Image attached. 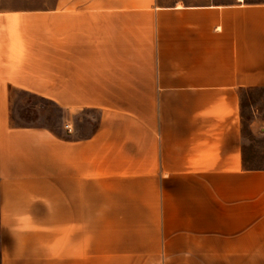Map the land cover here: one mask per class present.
Instances as JSON below:
<instances>
[{
    "label": "crops",
    "instance_id": "1",
    "mask_svg": "<svg viewBox=\"0 0 264 264\" xmlns=\"http://www.w3.org/2000/svg\"><path fill=\"white\" fill-rule=\"evenodd\" d=\"M253 88L264 1L1 6L0 264H264ZM14 91L97 125H14Z\"/></svg>",
    "mask_w": 264,
    "mask_h": 264
},
{
    "label": "rangeland",
    "instance_id": "2",
    "mask_svg": "<svg viewBox=\"0 0 264 264\" xmlns=\"http://www.w3.org/2000/svg\"><path fill=\"white\" fill-rule=\"evenodd\" d=\"M162 5L227 3L235 0H158ZM262 2L264 0H247ZM42 0H0V7L39 4ZM242 101V132L246 151L245 165L264 169V88L247 89ZM96 111H77L72 116L57 104L24 91H14L11 96V121L14 125L46 126L64 133L65 124L73 122V135H86L97 125Z\"/></svg>",
    "mask_w": 264,
    "mask_h": 264
},
{
    "label": "trees",
    "instance_id": "3",
    "mask_svg": "<svg viewBox=\"0 0 264 264\" xmlns=\"http://www.w3.org/2000/svg\"><path fill=\"white\" fill-rule=\"evenodd\" d=\"M21 125H23V124H21ZM21 125H18V126H21Z\"/></svg>",
    "mask_w": 264,
    "mask_h": 264
}]
</instances>
